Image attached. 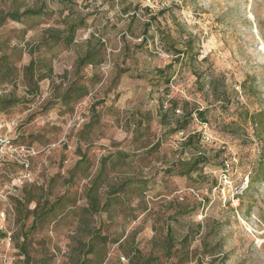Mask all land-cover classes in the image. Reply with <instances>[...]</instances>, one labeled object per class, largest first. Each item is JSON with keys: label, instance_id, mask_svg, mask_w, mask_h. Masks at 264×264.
<instances>
[{"label": "rangeland", "instance_id": "obj_1", "mask_svg": "<svg viewBox=\"0 0 264 264\" xmlns=\"http://www.w3.org/2000/svg\"><path fill=\"white\" fill-rule=\"evenodd\" d=\"M44 1L48 14L7 17ZM151 14L159 15L146 33ZM70 23H81L70 46H46L50 30ZM165 35L176 48L189 39L198 53L168 83L157 75L173 59ZM88 49L102 64L78 68ZM72 83L88 94L66 106ZM223 94L226 103L216 102ZM245 110L264 111V0H0V122L39 152L32 182L0 201L12 233L10 251L0 241V264L3 256L74 264L86 253L78 241L93 235L106 240L93 249L102 264H264V181L239 188L260 151L239 121ZM194 134L199 142L181 144ZM197 152L201 171L179 175ZM101 170L95 192L108 206L90 216L88 191ZM19 173L1 170L0 189ZM126 182V193H108Z\"/></svg>", "mask_w": 264, "mask_h": 264}, {"label": "trees", "instance_id": "obj_2", "mask_svg": "<svg viewBox=\"0 0 264 264\" xmlns=\"http://www.w3.org/2000/svg\"><path fill=\"white\" fill-rule=\"evenodd\" d=\"M50 1H56L58 4H69L71 3L73 0H50ZM116 1H125V0H101L102 4H107V5H113L115 4ZM45 1L40 5V7H38V9H26L24 10L23 14L19 15L16 12H11L8 13L7 17H9L12 21H20L21 19H23V17H39L40 15H45L48 14L45 10ZM127 10H129V8H126L124 10V12H127ZM159 15V14H158ZM154 15H150L146 24L144 25V30L147 31L152 27L153 23L157 21V16ZM69 26H67L66 30H59V29H54V30H50L49 31V41L47 40L46 42V46H48L49 48L54 47L56 44H64L67 46H70L73 42H74V38L76 35V32L78 29L81 28V23H79V25H74L73 23L68 24ZM158 32H160V30L157 28ZM157 32V33H158ZM161 35H164L163 33ZM166 36V44H168L171 48H172V56L173 59L171 61L170 64H168L167 66L164 67L163 71L159 70L157 72V75H159V77H163L166 80V83H168V80L171 78L172 74L174 73V67L176 66H180V67H193L194 62L197 61V56L198 53L194 52L193 49V44L192 41H190L189 39L186 40V42H184L179 48H176V46H174V43H171L173 41V39L169 36V35H165ZM145 40L142 41V43L147 45V38L144 37ZM103 62V59L100 58V56L96 55L94 50L92 49H88L86 50V52L84 53V56L81 57L78 61H77V67L78 68H84L88 65L91 66H99L101 65ZM34 65H36V62H34L33 60L30 62L29 66H27L26 68V72L28 73H32L33 67ZM195 72V71H194ZM193 72V73H194ZM168 75V77H165ZM196 75V81L199 82V75L197 73H194ZM193 74V75H194ZM40 80H37V82H39ZM209 87H212V83H210V85H208ZM204 87V85H201V89ZM216 91V90H215ZM88 94V89L86 87L83 86H77L75 83L71 84V87H69L66 92L63 94L62 96V101L64 102V105L68 106L70 104H72V102H77L83 98H85ZM227 98L225 97V94H223L222 96H220L219 98H216V102L218 103H222L225 104L226 103ZM228 103V101H227ZM172 107V106H171ZM194 113H197V116L199 117H203V113H201V111H198L197 109L195 110ZM243 113V112H242ZM242 113L239 115V121L241 122V124H250V126L253 128L254 131V138L256 139L257 142H259L260 144V151L258 154V160L252 164L251 166V170L248 172L250 175L248 176L249 179V185L252 187L256 184H258L260 181H264V111H257V113H252L250 114L248 111L245 110L244 112V116L242 115ZM192 119V115H189L188 118L183 119L180 123L179 126V133L184 132L185 131V127L190 123V120ZM233 125V124H232ZM16 140V138H15ZM200 140V136L199 134H194V135H188L186 136L185 140L181 143L183 146H192L193 142H199ZM28 145V144H27ZM31 146V145H30ZM35 158H33L31 160V164L32 161ZM206 161L204 159V155L200 152H197V156L194 158V160L190 163V165H188L187 171H182L179 173V175H188L189 173H192L193 171H201V168L203 165H205ZM13 165H6L3 167L7 168V167H11ZM33 166V164H32ZM32 168V167H31ZM103 174V170H101L97 176V179L92 183L90 190L88 191V198H89V205L88 208L85 210L86 213L88 215L91 216V213H98L100 209L106 208L108 206L107 201L103 204L100 205V199L98 198L97 193L95 192L96 188L98 187V185H100V183L98 182V179H100L101 177H99L100 175ZM128 183H123L121 184V186L116 187V188H110L112 190H110L108 193H112V194H117V193H126L127 189H128ZM248 186V185H247ZM109 190V189H108ZM236 198H239V196H237ZM33 227H35L34 224H32ZM169 232H172L169 228L166 229V234L165 237L167 238L165 246L163 248V252H165V254H167L168 256L170 255V253H172L171 251L174 248V245H171V240L169 239ZM190 238V233L186 232V234L184 235V238L182 239V241L180 242V247L182 246V242L187 241ZM106 241L104 238L100 237L99 235H93L90 236V240L86 241H78V244L80 246H83V248L86 250L85 255L82 254V257L80 256L79 259H77V261L74 264H102L101 261L97 260V258H93V249L97 244H100V241ZM181 249V248H180ZM21 250V254L22 256L25 254V248L24 247H20ZM138 255V254H136ZM89 256H92V259H88ZM26 259L29 261L28 257H26ZM152 260L149 258H140L139 259V264H151Z\"/></svg>", "mask_w": 264, "mask_h": 264}, {"label": "built area", "instance_id": "obj_3", "mask_svg": "<svg viewBox=\"0 0 264 264\" xmlns=\"http://www.w3.org/2000/svg\"><path fill=\"white\" fill-rule=\"evenodd\" d=\"M39 155V152L30 145H21L16 142L5 129V124L0 122V172L6 165H13L20 169V173L14 176L7 186L0 189V201L5 202L8 195H13L17 189L23 188L32 182L31 160ZM248 185V178L239 187L244 190ZM5 193V194H4ZM7 213L0 209V241L5 242L8 250L12 249V233L5 222ZM2 264H9L6 256H3Z\"/></svg>", "mask_w": 264, "mask_h": 264}]
</instances>
